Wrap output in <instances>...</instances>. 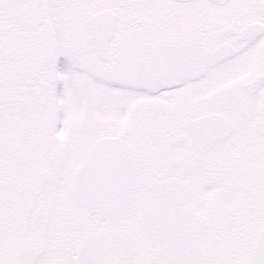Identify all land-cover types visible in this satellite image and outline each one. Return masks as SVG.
Returning <instances> with one entry per match:
<instances>
[{
	"label": "snow or ice",
	"instance_id": "obj_1",
	"mask_svg": "<svg viewBox=\"0 0 264 264\" xmlns=\"http://www.w3.org/2000/svg\"><path fill=\"white\" fill-rule=\"evenodd\" d=\"M0 264H264V0H0Z\"/></svg>",
	"mask_w": 264,
	"mask_h": 264
}]
</instances>
